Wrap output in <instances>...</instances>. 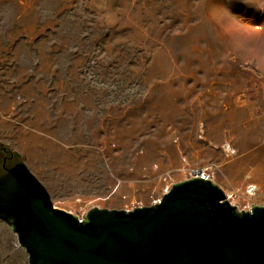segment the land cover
I'll list each match as a JSON object with an SVG mask.
<instances>
[{"label":"rangeland","instance_id":"1","mask_svg":"<svg viewBox=\"0 0 264 264\" xmlns=\"http://www.w3.org/2000/svg\"><path fill=\"white\" fill-rule=\"evenodd\" d=\"M223 2L0 0V162L80 219L150 207L197 170L264 207V62L224 48ZM0 264H28L3 222Z\"/></svg>","mask_w":264,"mask_h":264},{"label":"water","instance_id":"2","mask_svg":"<svg viewBox=\"0 0 264 264\" xmlns=\"http://www.w3.org/2000/svg\"><path fill=\"white\" fill-rule=\"evenodd\" d=\"M83 217L55 208L22 161L0 177V222L28 264H264V207L239 211L204 178L173 185L150 207Z\"/></svg>","mask_w":264,"mask_h":264},{"label":"clouds","instance_id":"3","mask_svg":"<svg viewBox=\"0 0 264 264\" xmlns=\"http://www.w3.org/2000/svg\"><path fill=\"white\" fill-rule=\"evenodd\" d=\"M237 3L264 14V0H224L212 14L223 46L237 57L264 62V24L254 25L243 16L234 14L230 6Z\"/></svg>","mask_w":264,"mask_h":264},{"label":"built area","instance_id":"4","mask_svg":"<svg viewBox=\"0 0 264 264\" xmlns=\"http://www.w3.org/2000/svg\"><path fill=\"white\" fill-rule=\"evenodd\" d=\"M206 175H207V174H206L205 171L197 170V171H194V172H193L192 179H193L194 177H199V178H204V179L209 180V178H208ZM231 198H232V195H226V199H227V200H230ZM159 202H160V199H159V200H156V201H153L152 204H151V206H152V205H156V204H158ZM139 207L141 208V206H139Z\"/></svg>","mask_w":264,"mask_h":264},{"label":"flooded vegetation","instance_id":"5","mask_svg":"<svg viewBox=\"0 0 264 264\" xmlns=\"http://www.w3.org/2000/svg\"><path fill=\"white\" fill-rule=\"evenodd\" d=\"M9 160H11V159H7V160H2L1 162H0V177L1 176H3L5 173H6V171L11 167V166H9Z\"/></svg>","mask_w":264,"mask_h":264}]
</instances>
